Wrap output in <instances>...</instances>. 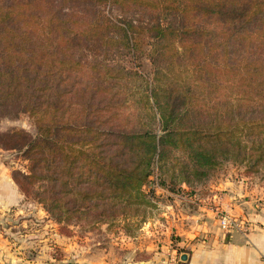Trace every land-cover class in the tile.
Instances as JSON below:
<instances>
[{"label":"trees","instance_id":"obj_1","mask_svg":"<svg viewBox=\"0 0 264 264\" xmlns=\"http://www.w3.org/2000/svg\"><path fill=\"white\" fill-rule=\"evenodd\" d=\"M117 44L133 61L150 57L148 122L131 130L110 122L114 97L97 84L115 70ZM109 53L107 74L88 75L87 58ZM1 105L36 129L14 181L59 222L83 203L99 217L146 201L141 187L170 147L185 152L182 176L219 159L264 170V0H0Z\"/></svg>","mask_w":264,"mask_h":264},{"label":"rangeland","instance_id":"obj_2","mask_svg":"<svg viewBox=\"0 0 264 264\" xmlns=\"http://www.w3.org/2000/svg\"><path fill=\"white\" fill-rule=\"evenodd\" d=\"M117 8L109 10L111 18L119 16ZM145 47L146 44L138 51ZM112 51L119 52L116 62H110L115 70H108V77L98 80V86L105 87L99 95L108 97L105 94L108 90L114 97L112 110L115 113L110 118L111 123H122L129 130L140 128L148 122V111L140 92L144 88L142 75L150 73V57L143 54L133 61L126 47L120 44L110 47ZM110 54L87 58L90 64L84 68L88 75L105 74L100 63L107 61ZM94 64L96 68L91 69ZM179 68L182 70L180 76H191L182 65ZM224 92L221 88L220 93ZM35 134V125L28 113L13 105L0 106V168H4L5 176L13 183L14 176L22 180L21 174L28 172V162L23 156L25 145L22 144ZM170 148L168 161H162L161 165L154 163L152 173L141 187L146 201L112 206V217H98L96 213H100L102 207L91 208L85 213L88 204L83 203L78 216L59 222L41 203L18 189L21 194L18 203L0 205V264L184 263L178 252H187L190 247L187 241L191 239L181 242L185 235L180 234L189 229L192 221L199 220L197 213L203 206L209 209V219L216 231L230 234L254 228L257 214L264 212V170L250 171L245 164L219 159L217 165L197 175L186 170L182 176L176 159L183 160L185 152ZM184 176L187 182H183ZM229 186L234 187L230 194L241 192L236 198L243 202L244 217L221 207V197ZM215 206L236 218L240 228H222L213 212ZM185 214H194L196 218L185 217ZM175 222L180 225L176 226Z\"/></svg>","mask_w":264,"mask_h":264},{"label":"crops","instance_id":"obj_3","mask_svg":"<svg viewBox=\"0 0 264 264\" xmlns=\"http://www.w3.org/2000/svg\"><path fill=\"white\" fill-rule=\"evenodd\" d=\"M233 188H226L227 192L220 200L221 207H227L244 217L241 207L243 202L236 198L241 192L230 194ZM20 200L17 186L5 176L4 168H0V205L11 206ZM208 211L206 206L200 208L197 213L199 220L192 221L189 229L181 232L180 235H185L181 237V242L188 239L191 241H187L190 245L187 252H178L179 256L186 254L185 262L177 264H264V212L257 214V224L249 232L233 231L225 234L212 226ZM186 216L196 218L194 214ZM174 224L180 225L178 222Z\"/></svg>","mask_w":264,"mask_h":264},{"label":"built area","instance_id":"obj_4","mask_svg":"<svg viewBox=\"0 0 264 264\" xmlns=\"http://www.w3.org/2000/svg\"><path fill=\"white\" fill-rule=\"evenodd\" d=\"M213 212L217 216L219 225L222 228L226 230H231L233 228H240V224L236 218L230 216L229 214H227V212L219 210L217 206H215V208L213 209Z\"/></svg>","mask_w":264,"mask_h":264},{"label":"water","instance_id":"obj_5","mask_svg":"<svg viewBox=\"0 0 264 264\" xmlns=\"http://www.w3.org/2000/svg\"><path fill=\"white\" fill-rule=\"evenodd\" d=\"M181 259H184L185 260L186 259V254H182L181 255Z\"/></svg>","mask_w":264,"mask_h":264}]
</instances>
